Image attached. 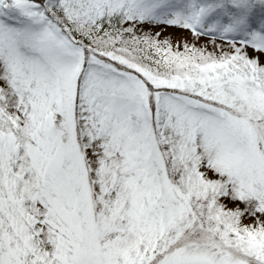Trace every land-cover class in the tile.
Returning a JSON list of instances; mask_svg holds the SVG:
<instances>
[{
    "label": "snow or ice",
    "instance_id": "1",
    "mask_svg": "<svg viewBox=\"0 0 264 264\" xmlns=\"http://www.w3.org/2000/svg\"><path fill=\"white\" fill-rule=\"evenodd\" d=\"M0 264H264V0H0Z\"/></svg>",
    "mask_w": 264,
    "mask_h": 264
}]
</instances>
